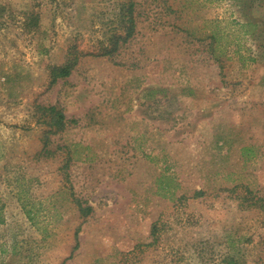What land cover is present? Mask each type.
<instances>
[{
  "label": "rangeland",
  "instance_id": "374dc122",
  "mask_svg": "<svg viewBox=\"0 0 264 264\" xmlns=\"http://www.w3.org/2000/svg\"><path fill=\"white\" fill-rule=\"evenodd\" d=\"M134 1L0 0V264H264V0Z\"/></svg>",
  "mask_w": 264,
  "mask_h": 264
},
{
  "label": "trees",
  "instance_id": "16d2710c",
  "mask_svg": "<svg viewBox=\"0 0 264 264\" xmlns=\"http://www.w3.org/2000/svg\"><path fill=\"white\" fill-rule=\"evenodd\" d=\"M135 10H136V2L134 0H131L130 3L124 5V16L122 18V22L125 27V34H118V37L115 40L114 47L111 49H108L105 54L113 55L118 53L123 45H127L132 39L136 37L137 34V19L135 16ZM209 23L213 26L212 33H211V39L212 42L210 43V50L212 51V54L216 58L217 61H220V59L227 54V49L230 45L236 44L237 49L234 51L239 57L240 60L245 63L246 57L242 55L243 46L241 45L242 37L246 36L247 34H250V28L256 27L257 23H244L239 20H221V19H215L209 21ZM240 34L238 38H236L233 43L225 42L223 43V40L226 37L229 36L230 30H234ZM117 36V35H116ZM254 61L255 59H251ZM77 63L74 61H67V63L61 67H55L53 73H52V82H57L60 78H68L72 75L73 70L75 69ZM43 115L45 116L44 121L49 124L52 129H55L56 132H62L64 131L68 126V120L63 110H61L57 105H51L48 107L42 108ZM48 142L46 144V147L43 149L42 152L46 154H51L49 149L47 148ZM204 195V191H199L195 193V197H201ZM27 198V199H26ZM20 200L22 202L24 211L28 218L31 221L35 220L34 215V208L35 205L32 204L30 199L26 196V189H23L20 194ZM77 204L80 208V211L83 216H89L93 208L91 206H84L83 203H81L79 200H77ZM258 202L254 201L250 206L247 207V209H252L254 207H257ZM263 206V205H262ZM160 232V226L159 223H155L153 226V235L156 236ZM156 242L149 244L151 246L155 245ZM148 245V246H149ZM141 247L140 245L138 246ZM78 248V245L76 246ZM227 264H238L237 260L235 259H227Z\"/></svg>",
  "mask_w": 264,
  "mask_h": 264
}]
</instances>
